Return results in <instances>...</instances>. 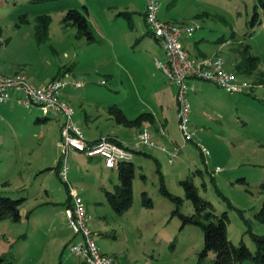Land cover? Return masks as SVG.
Masks as SVG:
<instances>
[{"label":"rangeland","instance_id":"rangeland-1","mask_svg":"<svg viewBox=\"0 0 264 264\" xmlns=\"http://www.w3.org/2000/svg\"><path fill=\"white\" fill-rule=\"evenodd\" d=\"M159 3L160 16L172 23L199 22L201 28L192 40L209 54L219 49L217 57L227 61L228 70L235 71L230 62L235 59L238 63L246 47L248 55L257 58V65L251 71L242 68L235 73L250 88L228 93L206 82L209 90L198 99L189 91L191 107L198 100L189 115L193 141H184L177 116L169 124L174 142L156 144L151 139L153 146L136 147L129 141L134 167L132 196L129 207L121 211L106 195L110 192L120 200L118 171L106 169L101 157L70 151L67 181L61 178L55 168L62 156L57 146V116L48 113L43 119L39 107L22 105L0 114V193L23 198L18 220H0V256L6 262L78 264L68 252L71 243L83 239L66 223L65 202L72 188L83 197L90 215L88 227L98 232L94 238L100 249L117 264H197L204 248L199 223L206 220L180 184L186 178L197 195L209 202L213 214L226 212L228 240L245 245L254 256L264 251V242H259L264 241V10L259 0ZM143 8L144 0H0V73L20 74L30 84L41 86L40 81L63 70L78 72L75 78L85 81L89 90L80 94L84 86L75 89L73 119L76 122L85 114L89 118L77 124L85 137L91 140L100 133L117 131L131 138L136 125L117 123L109 107L131 105L138 96L146 98L151 89V63L156 65L154 55H160L161 47L158 51L152 34L139 36L138 22L145 25ZM71 9L84 14L92 40L78 36V27L65 20ZM40 17L48 18V24L38 41ZM102 29L113 34L111 40L100 38ZM222 41L227 42L221 46ZM114 52L121 61L137 64L139 71L131 65L125 67L134 70L136 83L111 84L106 71L119 69ZM115 76L117 80L125 77L123 72ZM70 88H63L61 94L68 98ZM143 129L152 138L151 130ZM174 146L179 152L169 161ZM199 146L206 147L208 154L202 155ZM162 185L180 201L164 194ZM182 216H191L194 222L183 221ZM214 255L210 249L202 261L213 264ZM239 264L258 262L247 257Z\"/></svg>","mask_w":264,"mask_h":264},{"label":"built area","instance_id":"built-area-1","mask_svg":"<svg viewBox=\"0 0 264 264\" xmlns=\"http://www.w3.org/2000/svg\"><path fill=\"white\" fill-rule=\"evenodd\" d=\"M159 0H145L143 15L148 31L156 38L161 52L155 58V64L165 75L167 81L176 86L177 123L178 129L185 142L193 141L190 127V102L188 92L194 90L195 81L211 82L228 93H242L250 88V83L240 80L234 71L225 69L221 57H204L193 59L184 50L183 37H191L201 28L199 22L175 24L159 17ZM69 77L68 73L51 79L47 84L36 86L26 81L20 74L6 75L0 73V103L15 99L17 103L29 108L37 106L47 111L51 116L60 120V135L57 146L62 156L59 161V175L66 182L69 164L67 156L70 151L84 153L88 157L99 156L104 167L118 168L120 163L129 162L133 149L108 136L96 140L85 138L80 127L73 119L74 110L69 103L62 99L61 92L68 86L77 88L85 84ZM102 81L101 83H103ZM163 134L164 130L160 129ZM136 147H151L153 142L150 132L142 129L134 141ZM202 155H207L206 147L199 146ZM165 150V149H164ZM179 152L178 148L171 152L169 161ZM71 205L66 209L69 227L82 236V240L71 243L68 252L80 264H117L115 259L101 252L92 231L88 227L90 215L78 194L70 189Z\"/></svg>","mask_w":264,"mask_h":264},{"label":"crops","instance_id":"crops-1","mask_svg":"<svg viewBox=\"0 0 264 264\" xmlns=\"http://www.w3.org/2000/svg\"><path fill=\"white\" fill-rule=\"evenodd\" d=\"M144 5H145V0H144ZM159 13H160V10H159ZM141 14L143 15V12H141ZM159 17L164 19V20L170 21L167 18L161 17L160 14H159ZM173 22H176V21H173ZM183 22H187V21H181L179 23H183ZM138 28H139L138 32H139V36L140 37L144 38L146 35H151V33L148 31V29L146 27V23L144 25V23L138 22ZM99 32H101L100 34L102 35V36H100V38L111 40V38L113 36L112 33H107L103 29L100 30ZM154 40L156 41L157 45L159 46V48H158V51H159L160 44L156 40L155 37H154ZM181 41H182V45H183L184 50L193 59H201V58H204V57L220 56V54L218 53L219 49L216 50L215 52L211 51L212 53L209 54V53H207L206 49H204L202 46L200 47V44L195 39L192 40V36L191 37H183ZM7 42H9V41H6V43ZM226 42L227 41H225V42L222 41L220 43V45L223 46ZM208 52H210V51H208ZM114 55L117 58L116 59L117 62H115V64L119 67V69H118V71H114V70H107L106 71L107 75L109 76V78L111 80V84H113V85L117 84V85L123 86L125 80L127 82H130V83L131 82L136 83V75H135L134 70L126 71L127 69L125 67L131 65L132 67H135V69L136 68L138 69L139 67L137 66V64L135 62H129L128 60L125 62V59H122V61H124V62H122L121 61L122 57L118 56L116 54V52H114ZM154 57L155 58L158 57V54L156 53L154 55ZM234 62H235V59H233L230 62L233 67L235 65ZM125 63H128V64L125 65ZM226 63H227V61L224 59L225 69H227L226 68ZM151 65H153V67L151 68V70L149 72V78H150V80H152V86H151V89L148 92V95L146 96V98H142L141 96H138L136 98V100L131 103V105L126 104V105H120V107H118L121 110V112L123 113V115L128 120H132V119L136 118L140 114H143V113L146 114V117L142 121V123L139 126L136 125L135 131L132 133L131 138L130 137L129 138L126 137L127 135L125 133L117 132V131H111L109 133L108 132L107 133H100V135H98L95 138H92L91 140H96V139H98V138H100L102 136H108V137H110V138H112V139H114V140H116V141H118V142H120L122 144L129 145L131 142L135 141L134 138H135V135L137 134V132H139L143 128L147 127V128H149L151 130V132H152V138L151 139L156 144L157 143L161 144V143L174 142V140H172L171 136H170L171 126L169 124H170V122L172 120V117L176 116V114H177L176 86L171 84V83H169V82H167V83L170 86L166 85L165 81H167V79H166L165 75L161 72L160 69H158L156 67V65H154V63L153 64L151 63ZM138 71H139V69H138ZM14 72H16V71H14ZM14 72H8V73H14ZM120 72H123L125 77L124 78L119 77V79L117 80V77L115 75L119 74ZM64 73H68L70 78H75V76H77L76 74L78 72H73L72 74H70L69 71L67 72L66 70H63V72L58 73L57 75L52 76L49 79H44V80L40 81L39 85H42V84L46 83L47 81H49L51 79L60 77V76L64 75ZM163 79L165 81H163ZM207 83H209V82H207ZM209 84H213V83L210 82ZM261 84H263V82ZM35 85H37V84H35ZM213 85H215V84H213ZM83 86H84V88L80 91V94L86 92L87 90H89V87H86V84H83L80 87H83ZM75 89H77V88H70L69 90H67L66 95H68V98H66L64 95L61 94V96L63 98H65L67 100V102L70 103V105L74 109V114H76V110H77L76 107L74 106V100L77 97V93H75V91H76ZM207 90H209V87H208V84H206V81H195V88L191 92L193 93L192 95L194 97L196 96L197 99H198L200 93H205ZM197 93H199V94H197ZM196 101H198V100H195V101L193 100L192 101V107H191V104H190V108H192V110L196 109L195 108V102ZM17 105H21V104L17 103L16 100L13 99V98L9 99V100H7L5 102L0 103V114H3V113L7 114L9 112H13L14 111V107H16ZM29 108H31V107H29ZM41 110H42V112L44 114L43 119H47L45 114H48V112L43 110V109H41ZM37 119L39 120L38 117H37ZM88 119L89 118L86 117V114H85L83 117H80V118L77 117L76 118V122H78L77 123L78 125L79 124H84V122H87ZM176 120H177V117H176ZM119 124H121V123H119ZM132 126H134V125H132ZM160 129L164 130L163 134L160 132ZM83 134L85 136V133H83ZM59 135H60V121H59ZM88 140H90V139L88 138ZM129 141H130V143H128ZM174 147L178 148L177 146H174ZM153 151H156V150H153ZM145 154H149V153H145ZM106 169H112V168H106ZM58 170H59V168H58ZM58 173H59V171H58ZM70 189H72V188H70ZM70 189H69V192H70ZM74 192H75V190H74ZM79 196H81V195H79ZM70 205H71V195L69 193L68 199L65 202V206H66V208H68ZM85 208H86V211H87L86 205H85ZM66 218H67V216H66ZM66 223L68 225V221H66ZM96 234H98L97 231H96ZM101 252L104 253V254H107L105 251L101 250ZM107 255H109V254H107ZM110 256H112V255H110ZM75 260H76V262L78 264H80V262L76 258H75Z\"/></svg>","mask_w":264,"mask_h":264},{"label":"trees","instance_id":"trees-1","mask_svg":"<svg viewBox=\"0 0 264 264\" xmlns=\"http://www.w3.org/2000/svg\"><path fill=\"white\" fill-rule=\"evenodd\" d=\"M259 6L264 10V0H259ZM256 15L253 17L255 18ZM65 20L70 21L78 27L77 35H85L88 40H92V33L89 29L88 22L84 14L79 10L71 9L65 15ZM254 21V20H252ZM48 24V18L40 17L38 20V25L36 29L37 40L43 39V34H45ZM6 42V40L4 41ZM244 51V53H243ZM242 51L241 60L234 65L235 71L242 70H253L257 65V58L248 55L247 48L245 47ZM234 71V72H235ZM109 111L114 114L115 120L118 123H123L126 125H137L139 126L145 119L146 114H140L132 120H128L118 107H110ZM59 165H56L58 170ZM118 177L120 184L117 185L118 197L120 200H116V197L110 192H106L108 199L112 202L118 211L126 210L131 202L132 196V178L134 173L133 164L129 162L120 163L118 168ZM59 171V170H58ZM180 184L185 190V194L193 202V205L198 213L203 212V216L206 220L204 223H199L203 229L204 235V248L201 253V259L197 261V264H205L202 261V257L205 256L208 250L212 249L214 251V263L213 264H239L241 260L251 257L256 260V263L262 264L264 262V251L259 250L254 256L250 250L245 245L236 246L226 236L225 222H226V212H223L221 216H216L209 210V202L201 199L189 179H184L180 181ZM162 192L166 194L169 198L180 201L177 197H173L169 191L162 185ZM23 198H11L0 193V220L12 219L18 220L19 205ZM145 200L144 202H146ZM183 221H193L191 216H182ZM264 242V241H259ZM264 249V246H263ZM0 264H12V262H6L5 258L0 256Z\"/></svg>","mask_w":264,"mask_h":264}]
</instances>
